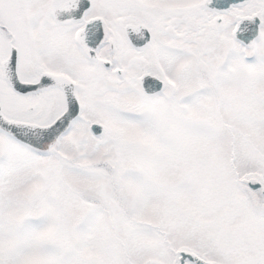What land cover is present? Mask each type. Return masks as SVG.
I'll use <instances>...</instances> for the list:
<instances>
[{
    "label": "snow or ice",
    "instance_id": "1",
    "mask_svg": "<svg viewBox=\"0 0 264 264\" xmlns=\"http://www.w3.org/2000/svg\"><path fill=\"white\" fill-rule=\"evenodd\" d=\"M0 264H264V0H0Z\"/></svg>",
    "mask_w": 264,
    "mask_h": 264
}]
</instances>
